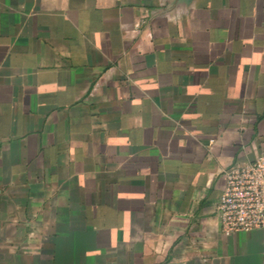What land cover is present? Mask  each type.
Here are the masks:
<instances>
[{
	"label": "crops",
	"instance_id": "obj_1",
	"mask_svg": "<svg viewBox=\"0 0 264 264\" xmlns=\"http://www.w3.org/2000/svg\"><path fill=\"white\" fill-rule=\"evenodd\" d=\"M256 154L264 0H0V264H264Z\"/></svg>",
	"mask_w": 264,
	"mask_h": 264
},
{
	"label": "built area",
	"instance_id": "obj_2",
	"mask_svg": "<svg viewBox=\"0 0 264 264\" xmlns=\"http://www.w3.org/2000/svg\"><path fill=\"white\" fill-rule=\"evenodd\" d=\"M224 185L216 205L219 228L234 231L264 229V154L221 169Z\"/></svg>",
	"mask_w": 264,
	"mask_h": 264
}]
</instances>
